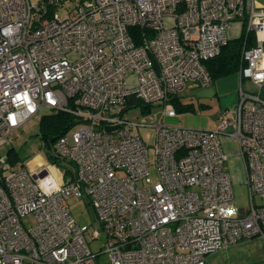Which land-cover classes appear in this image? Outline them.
<instances>
[{"label": "built area", "instance_id": "2783aa9c", "mask_svg": "<svg viewBox=\"0 0 264 264\" xmlns=\"http://www.w3.org/2000/svg\"><path fill=\"white\" fill-rule=\"evenodd\" d=\"M237 19L255 42L241 50L236 105L213 130L163 124L187 81L211 85L204 62ZM155 101L164 105L150 123L151 172L124 115ZM42 107L78 123L52 144L56 162L43 150L32 168L0 163V264H97L99 253L107 264H205L231 243L264 238V6L255 0H0V142ZM227 130L244 163L247 207L236 206L225 170ZM70 197L85 198L99 227L71 217Z\"/></svg>", "mask_w": 264, "mask_h": 264}, {"label": "rangeland", "instance_id": "374dc122", "mask_svg": "<svg viewBox=\"0 0 264 264\" xmlns=\"http://www.w3.org/2000/svg\"><path fill=\"white\" fill-rule=\"evenodd\" d=\"M36 3L39 0H30ZM256 2L264 5V0H255ZM71 4L67 1L65 6ZM61 16H65L66 10L61 8L58 10ZM174 22L173 18L165 17L164 23L166 26H171ZM243 21L233 20L227 30V38L233 40L239 38L243 33ZM254 36V33H252ZM68 59L75 57L74 54H69ZM226 80L224 84L223 93L215 89V83L209 86L197 85L192 80L187 81L186 85L179 90L177 98L174 102L180 104H189L188 110H176V116L164 115L161 119L162 123L170 126H180L186 128L207 129L213 130L216 124L220 121L221 112L224 108L230 107L239 97V81L238 71L223 76ZM221 79L217 78L216 80ZM215 80V81H216ZM129 87L138 85L136 73H130L126 77ZM242 88L246 91L253 89L250 79L247 77L243 79ZM173 103L172 100H169ZM149 112H144L141 109L128 110L124 117L131 122L125 126L135 136L141 137L148 147L150 163H153V143L155 128L150 126V123L155 119L157 111L163 108L162 101H155ZM50 112V109L42 107L41 111L24 121L17 127L8 138L9 142H0V163L8 168L10 164L16 161L41 164L44 158L41 153L43 152L42 142L38 135L39 119L42 115ZM84 112V110H81ZM75 127V126H74ZM72 129V128H71ZM229 130L219 135L221 149L227 154L225 170L230 174L231 186L233 189V197L237 207H247L250 203L248 193V186L246 185V173L244 170V163L240 155H234L233 152L237 151V143L233 137L228 133ZM15 154L14 160H10V154ZM43 154V153H42ZM45 170V169H44ZM153 165L151 166V172ZM256 200L258 198L256 197ZM71 217L78 224H86L91 227H99L98 223L93 216V211L86 204L84 197H70L68 204ZM26 224L31 223V219H25ZM89 246L93 252L101 250V240H93L89 242ZM97 264H107L109 262L106 253H99L95 257ZM205 264H264V238L259 235H254L251 238H244L229 246L218 250L213 254H209L205 258Z\"/></svg>", "mask_w": 264, "mask_h": 264}, {"label": "trees", "instance_id": "16d2710c", "mask_svg": "<svg viewBox=\"0 0 264 264\" xmlns=\"http://www.w3.org/2000/svg\"><path fill=\"white\" fill-rule=\"evenodd\" d=\"M40 1V0H39ZM243 33L239 38H234L230 40L227 38V43L222 46L218 55L206 60L204 65L206 66L210 76L213 81L217 78H223V76L233 74L237 72L241 66V50L243 47H248L254 44L255 39L251 32H247L246 27L243 23ZM177 98V95L170 98L173 104ZM131 101H135L133 98ZM176 110H188L189 104H180L176 102L174 105ZM142 111L147 112V110L142 109ZM38 135L42 142V148L47 155L46 157L50 162H56L52 154V144L55 140L67 133L68 130L74 127L78 123V119L72 113L60 110V109H50V112L44 114L40 117ZM10 160H14L15 154L11 153L9 150Z\"/></svg>", "mask_w": 264, "mask_h": 264}, {"label": "crops", "instance_id": "0c3cea01", "mask_svg": "<svg viewBox=\"0 0 264 264\" xmlns=\"http://www.w3.org/2000/svg\"><path fill=\"white\" fill-rule=\"evenodd\" d=\"M259 5H261V3H259V2H257ZM262 6H264V5H262ZM216 80V79H215ZM212 81V83H215V89H216V92H217V90H219V92L220 93H223L224 92V90H226V89H223L224 88V84H225V79L224 78H221V79H218V80H216V81ZM211 83V84H212ZM236 102L237 101H235V103H233L230 107H234L235 105H236ZM230 107H228V108H230ZM41 156H42V158H44L43 157V154L41 153ZM36 165V162H35V164H33V163H30V168H32V167H34Z\"/></svg>", "mask_w": 264, "mask_h": 264}, {"label": "water", "instance_id": "95a60500", "mask_svg": "<svg viewBox=\"0 0 264 264\" xmlns=\"http://www.w3.org/2000/svg\"><path fill=\"white\" fill-rule=\"evenodd\" d=\"M114 128H116L115 126H111V127H106V129L105 130H110V129H114Z\"/></svg>", "mask_w": 264, "mask_h": 264}]
</instances>
